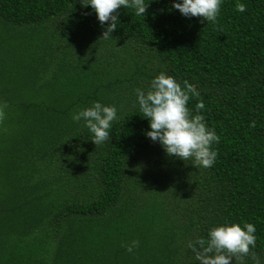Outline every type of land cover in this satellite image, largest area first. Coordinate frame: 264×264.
I'll return each mask as SVG.
<instances>
[{"label":"trees","instance_id":"obj_1","mask_svg":"<svg viewBox=\"0 0 264 264\" xmlns=\"http://www.w3.org/2000/svg\"><path fill=\"white\" fill-rule=\"evenodd\" d=\"M80 2L0 0V264H198L189 244L225 223L255 226L264 264V0H222L215 23L145 0L110 39ZM162 72L199 92L212 167L146 136L136 89ZM93 102L117 109L99 146L72 120Z\"/></svg>","mask_w":264,"mask_h":264},{"label":"clouds","instance_id":"obj_2","mask_svg":"<svg viewBox=\"0 0 264 264\" xmlns=\"http://www.w3.org/2000/svg\"><path fill=\"white\" fill-rule=\"evenodd\" d=\"M80 3L82 7L91 6L101 25L107 23L100 39L112 38L111 33L119 22L118 10L122 6L133 9L136 16L143 17L148 8L145 0H81ZM221 4L222 0H182L174 2L173 8L185 17L215 23ZM235 9L243 13L247 6L237 3ZM136 96L143 118L149 121L151 130L146 132V136L153 142H159L169 157L191 161L196 169H207L214 165L217 152L212 145L219 143L220 137L214 129L207 127L202 115H193L189 110V100L199 97L193 85L185 80L182 86L174 77L162 72L151 80L147 92L137 88ZM7 107L6 102L0 104V123L5 119L4 109ZM203 108L204 103L200 100L196 104L197 112ZM117 119L115 106H104L99 102H93L91 107L72 115L73 121H84L96 146L110 140L109 129ZM255 232L252 223H245L243 227L238 223H225L211 228L207 238H197L189 244V248L198 264H245L246 258L260 264L258 255L253 251L256 246ZM122 246L131 253L139 246V241L133 240Z\"/></svg>","mask_w":264,"mask_h":264}]
</instances>
